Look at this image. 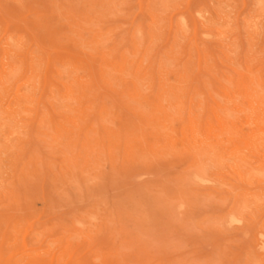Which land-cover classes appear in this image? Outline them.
<instances>
[{
	"label": "rangeland",
	"instance_id": "1",
	"mask_svg": "<svg viewBox=\"0 0 264 264\" xmlns=\"http://www.w3.org/2000/svg\"><path fill=\"white\" fill-rule=\"evenodd\" d=\"M256 1L258 4L260 3L261 7L263 6V9L254 3ZM260 8L262 12L259 10ZM220 10H222V13ZM199 11L205 16L208 14V16H199L202 14ZM254 11H257L258 14L255 15ZM177 12L179 13L177 14ZM210 16H214L213 21ZM255 16L258 17L255 18L254 22L251 18ZM200 18L203 19L197 20ZM245 18H247L246 22ZM249 19L251 20L249 21ZM220 20L222 22L221 26L218 25V23H221ZM216 21L217 23H215ZM247 21L249 25L245 24ZM181 23L183 26H181ZM250 24L253 30L252 27L250 29ZM254 24H257L258 27L256 25L254 27ZM215 25L217 26L215 27ZM223 25L226 26L222 29V32L220 30ZM208 26L211 28H208ZM246 26L248 27L247 32ZM256 28H259L261 32ZM229 30L231 34L228 32ZM254 31L256 34H254ZM248 33L251 35H248ZM222 35L225 36L223 41ZM255 37L259 39L257 38V40ZM183 38L184 40H181ZM225 38L228 42H236L237 44L233 43L234 47L229 46L232 43L226 44ZM139 39L142 40L141 44ZM191 39L193 40L190 41ZM234 39L236 41H233ZM248 45H251V47ZM230 47L232 50L229 49ZM248 47L251 49H248ZM236 48H238V51ZM227 49L230 50V53ZM244 50L246 51L244 52ZM231 51L239 53L232 54ZM200 52H202V57L199 56ZM248 52L250 58H252V53L253 61H250V58L248 60ZM210 53L212 54L210 55ZM233 57H236V59H233ZM222 60H226V64ZM68 61L69 63L72 62V65L66 64ZM209 61L213 63L210 64ZM241 61L246 62L245 65L244 63L240 64ZM133 62L134 64H132ZM142 62L143 65H141ZM62 63H65V65H62ZM169 63L174 65L171 67ZM214 65L215 67H213ZM239 65L242 71L238 70ZM253 65H255V68H253ZM46 66H48L47 69ZM61 67L63 70L60 69ZM199 67L203 71H200ZM128 68L131 70H128ZM61 70L67 72L64 73ZM54 72L57 77L65 75L64 79L63 77H60L61 80L55 78ZM83 72L89 75L90 79L85 73L84 76ZM250 72H254L255 76ZM68 73L69 77L66 75ZM152 73H154V76ZM79 74H82V77ZM263 74L264 0H0V126H3L0 128V147L3 146L1 147L2 150L0 148V177H2L0 178V194L3 195H0V203H2L0 204V245L2 244L0 246V255L2 256H0V260H3L4 264H52V262L53 264H73L74 262V264H264V231H261V228H264V218H262L264 217V198H262V196L264 197V181L260 180V176L264 175V171H261L264 168ZM93 75H99L100 77L98 76L96 79ZM232 75L235 76V81ZM125 76L127 77L125 78ZM221 79L222 81H220ZM67 80L69 82H66ZM230 80L232 84L229 85ZM248 85L249 88L251 87L249 90ZM71 86H73V89ZM197 88H199L198 91ZM147 89L151 92H148ZM76 91L80 93H78L79 96L74 95L77 94ZM203 91L206 92L203 94ZM254 93L257 94L254 95ZM258 94L261 96L260 100H258L260 98ZM242 96L247 97V99L245 100ZM127 97L134 99V101L130 98L127 99ZM200 97L203 98V102ZM79 98H81V102L83 101L82 103H79ZM76 100L77 102H75ZM127 102H129L128 105ZM58 104L63 107H59ZM138 104L139 107H137ZM207 104H209L208 107H206ZM145 105L149 107H147L149 111L146 107L144 108ZM87 106H90L91 109ZM141 106L143 108L140 109ZM168 108L174 112L172 110H168L171 111L168 112ZM175 108L176 110H174ZM198 108L199 110H197ZM254 109L258 110L259 113H254ZM172 113L177 116L175 115V117ZM198 113H200L199 116ZM203 116H206L205 119ZM232 117L236 121L232 120ZM201 118L203 119L202 122H200ZM2 119H6V124ZM79 120H81L82 125ZM258 120L260 121L258 122ZM255 121L261 125L255 124ZM172 122H176V125ZM204 122H206V125ZM198 123H202L204 126L202 124L199 126ZM3 124L7 126L5 127ZM139 124L142 126L140 127ZM158 126L163 128V133L162 130L159 132ZM124 128H126V131L131 130L133 136L129 135L131 131L126 132ZM136 128L138 136L134 135L137 131ZM141 128L140 131L146 132L144 142L141 138L144 135L139 131ZM165 128L166 130H164ZM213 130H216V132ZM122 131H125L131 137H128L125 133L122 137ZM68 132L71 133L66 136ZM94 132H97L98 135ZM168 132L173 133L168 134ZM204 134L207 139L205 136L203 138L202 135ZM218 136L219 138H217ZM213 137L217 139L212 140ZM139 138L142 139L141 141L144 144L137 141L140 140ZM152 138L155 139L154 142ZM135 139L137 140L134 141ZM210 139L213 142L208 145ZM176 141L180 143L178 142V144ZM229 141H231L230 144ZM219 142L225 144L221 145ZM182 143L189 146V148ZM213 143H215L214 146ZM8 144L10 147H8ZM135 144H138V147ZM163 145L171 151L165 150ZM116 147H118L117 150ZM195 147L198 152H196ZM204 147L212 151L209 153V159L213 158L214 161L215 154H218L223 158L222 162L226 166L223 163H217V165L216 160L214 162L217 167L213 165L214 163L207 164L208 161L207 163L204 161L207 157L202 155L203 151L206 150ZM221 147L225 149V152L222 151L224 149ZM201 148L203 149L201 150ZM188 149L193 152L188 151ZM199 149L202 154H200ZM235 149H238L239 152L238 150L236 152ZM145 150L150 152L147 154ZM154 152L159 155L162 152L163 157L161 155V158H158L160 156L157 154L158 157L155 156ZM171 152L172 155L175 152L174 154L177 156L173 155L172 157ZM230 152L234 154H228ZM243 152L248 156L246 157ZM143 153L144 156L146 155L145 157L142 155ZM180 153L182 154L180 155ZM152 154L157 159L153 160ZM165 154H168V157ZM164 155L167 158H164ZM197 155H199L200 160L196 157ZM201 155L206 158H201ZM234 157L237 160H234ZM255 157L260 159L259 162ZM141 158H146V161L148 158L151 161L146 163L145 159L141 161ZM196 158L197 161H195ZM208 158L207 160H209ZM242 158L245 160V164L242 163ZM251 158L254 160V162L252 160L253 163L249 160ZM135 160L136 162H134ZM191 160L194 162L191 163ZM198 160H203V164H199ZM213 161L210 159L209 162ZM226 161L232 162L230 164ZM143 163L148 165L144 166ZM235 163L238 166L234 165ZM205 164L206 168L204 167ZM220 164H223L221 170L219 169ZM239 164L243 167V170ZM200 165L205 169L204 172ZM186 166L191 170L189 171ZM76 167H78L77 170ZM184 167L185 170L189 171L188 176ZM234 167L236 171L232 169ZM245 167L247 172L244 170ZM194 168L195 171H200L197 173V171H193ZM223 168L228 171L226 172ZM238 168H241L240 170L244 173ZM72 169H75L74 173H71ZM211 169L212 171H209ZM254 170H257L259 174L257 172L255 174ZM250 172V176L255 174L256 176L253 177L256 179L248 180V182L246 179H249L248 174ZM179 174L187 177L182 178ZM175 176L176 178H174ZM177 176L183 180L186 179V181L184 180V182L181 178L178 180ZM209 177L212 179L216 177L215 179L218 180L208 179ZM173 179L178 182L175 183ZM168 180L172 184L167 183ZM213 181H218V183ZM194 182L196 185H194ZM184 184L189 187L192 186L190 191L189 187ZM218 185L221 187L217 188ZM175 186L177 187L175 188ZM178 187L180 191L177 189ZM196 187L197 189H195ZM165 188L180 193L170 191L171 195L170 192H167L168 190H164ZM155 189H157V192ZM200 189H204V192H201ZM159 190L164 191L160 193ZM223 190L225 191L221 192ZM258 190H260L259 193H256ZM168 193L169 195H166ZM234 193L235 197L237 196L235 199ZM179 194L180 196H178ZM202 194H207V197H201ZM254 194L256 196L253 197ZM257 194L259 197H257ZM221 195H224V197L222 198ZM164 196H168V199H171L172 202L176 200V203L173 202L172 206L167 204L172 202ZM227 196L230 199H226ZM189 197H191L190 201H188ZM194 198L199 200L197 199V201ZM261 198L262 201H260ZM178 199L181 202H178ZM237 199L242 202L246 200L247 208L245 207L246 210L243 209L240 215L236 213L238 216H234L235 211L237 212V204H239ZM255 199L258 201H255ZM161 200L162 202L163 200L167 201V203L164 204ZM132 202H136L137 205L136 203L131 204ZM165 205L166 207L168 205L170 211L164 208ZM136 208L139 209L140 213L135 211ZM211 215L214 216V220L223 218L224 221L218 220L217 225ZM254 216H257V218H253ZM206 217L210 218L207 219ZM238 217L240 220L242 219L243 223L240 220L233 221ZM201 223H203V226ZM209 223H211L212 228H209ZM222 223L225 225L224 228ZM215 225L217 227L214 229ZM249 228L251 229L250 232ZM228 229L230 230L226 231ZM34 233L39 234H36V237ZM74 233H76V236ZM34 240L36 244H33L35 243ZM68 245L69 247H67ZM8 248L9 250H7ZM60 257H63L62 260ZM14 258H17V260ZM71 258L73 259L71 260ZM13 259L16 261L13 262ZM0 263L2 264V262Z\"/></svg>",
	"mask_w": 264,
	"mask_h": 264
},
{
	"label": "bare ground",
	"instance_id": "2",
	"mask_svg": "<svg viewBox=\"0 0 264 264\" xmlns=\"http://www.w3.org/2000/svg\"><path fill=\"white\" fill-rule=\"evenodd\" d=\"M253 1H254V0H253ZM143 3H144V2H143ZM254 3H256L257 6L260 4V3L258 4L257 1L254 2ZM254 3H253V4H254ZM137 4H138V3H137ZM262 4H263V3H262ZM262 4H261V5H262ZM254 5H255V4H254ZM257 6H255V7H257ZM259 6H260V5H259ZM220 7H221V6L219 5V8H220ZM260 7H261V6H260ZM262 7H263V6H262ZM262 7H261V8H262ZM261 8H260L259 10L262 12ZM217 9H218V8H217ZM220 9H221V8H220ZM262 9H263V8H262ZM214 10H215V9H214ZM259 10H258V11H259ZM220 11H221V13H222V10H220ZM199 12L202 13L201 11H199ZM215 12H217V11H215ZM215 12H214V13H215ZM223 12H224V11H223ZM254 12H255V15H256L257 11H254ZM178 13H179V12H177V14H178ZM198 14H199V13H198ZM252 14H253V12H252ZM257 14H258V13H257ZM262 14H263V13H262ZM17 15H18V14H17ZM196 15H197V14H196ZM221 15L223 16V14H221ZM4 16H5V15H4ZM4 16H3V17H4ZM173 16H174V15H173ZM193 16H194V15H193ZM199 16H201V17L203 16V17H204L205 14L202 13V14L199 15ZM206 16H208V14H207ZM206 16H205V17H206ZM251 16H254V15H251ZM194 17H195V16H194ZM194 17H193V18H194ZM197 17H198V16H197ZM257 17H258V16H255L254 18L252 17L251 19L254 21L255 18L257 19ZM210 18H212V21H213L214 16H213V17L210 16ZM247 18H248V17H247ZM247 18L244 19L245 22H246ZM249 18H250V16H249ZM259 18H260V17H259ZM168 19H169V18H168ZM201 19H203V18H200V19H197V20H201ZM206 19H207V18H206ZM215 19H216V18H215ZM251 19H249V21H250ZM210 20H211V19H210ZM210 20H209V21H210ZM244 20H243V22H244ZM214 21H215V20H214ZM46 22H47V21H46ZM49 22H50V21H49ZM174 22H175V21H174ZM180 22H181V21H180ZM220 22H221V20H220ZM226 22H227V21H225V23H226ZM254 22H255V21H254ZM256 22H257V21H256ZM175 23H176V22H175ZM184 23H185V22H184ZM199 23H200V22H199ZM206 23H207V22H206ZM210 23H212V22L210 21ZM215 23H217V21H216ZM20 24H21V23H20ZM171 24H174V23H171ZM171 24H170V25H171ZM220 24L222 25V22H221V23H218V25H220ZM226 24H228V23H226ZM245 24H248V21H247V23H245ZM245 24H244V25H245ZM257 24H258V23H257ZM257 24H254V27H255V25L258 27ZM151 25H152V24H151ZM153 25H154V24H153ZM170 25H169V26H170ZM175 25H176V24H175ZM194 25H195V23H194ZM201 25H202V24H201ZM207 25H208V24H207ZM213 25H214V23H213ZM213 25H211V26L214 27ZM221 25H220V26H221ZM248 25H249V24H248ZM250 25H251V24H250ZM16 26H17V25H16ZM181 26H183L182 23H181ZM181 26H180V28L183 29ZM185 26H186V25H185ZM216 26H217V25H215V27H216ZM220 26H218V27H220ZM225 26H226V25H225ZM225 26L223 25V27H221V30H220V31H222V29H224ZM231 26H232V25H231ZM259 26H260V25H259ZM14 27H15V26H14ZM174 27H175V26H174ZM174 27H172V28H174ZM192 27H194V26H192ZM209 27H210V26H208V28H209ZM218 27H217V28H218ZM251 27H252V25L250 26V29H251ZM172 28H171V29H172ZM185 28H186V27H185ZM195 28H196V26H195ZM206 28H207V27H206ZM210 28H211V27H210ZM230 28H232V27H230ZM243 28H244V27H243ZM247 28H248V27L246 26V32H247ZM181 29H180V30H181ZM197 29H198V28H197ZM219 29H220V28H219ZM250 29H249V30H250ZM256 29H257L258 31H260L259 28H256ZM260 29H261V27H260ZM183 30H184V29H183ZM183 30H182V31H183ZM191 30H192V29H191ZM211 30H212V29H211ZM230 30H231V29H230ZM230 30L228 31L229 33H230ZM252 30H253V27H252ZM254 30H255V29H254ZM257 30H256V31H257ZM139 31H140V30H139ZM192 31H193V30H192ZM244 31H245V28H244ZM135 32H136V31H135ZM157 32H158V31H157ZM176 32H177V31H176ZM207 32H208V31H207ZM212 32H213V31H212ZM214 32H215V31H214ZM214 32H213V33H214ZM222 32H223V31H222ZM222 32H221V33H222ZM228 32H227V33H228ZM233 32H234V31H233ZM251 32H253V31H251ZM254 32H255V31H254ZM260 32H261V31H260ZM142 33H143V32H142ZM184 33H185V32H184ZM209 33H210V31H209ZM213 33H211V34H213ZM215 33H216V32H215ZM227 33H226V34H227ZM229 33H228V34H229ZM244 33H245V32H244ZM140 34H141V33H140ZM185 34L188 35L187 33H185ZM185 34H183V36H185ZM205 34H206V33H205ZM228 34H227V35H228ZM230 34H231V33H230ZM245 34H246V33H245ZM254 34H256V32H255ZM257 34H258V33H257ZM259 34H260V33H259ZM259 34H258V35H259ZM134 35H135V34H134ZM177 35H178V32H177ZM199 35H200V34H199ZM214 35H215V34H214ZM219 35H220V34H219ZM224 35H225V33H224ZM248 35H251V34L248 33ZM139 36H140V35H139ZM205 36H207V35H205ZM217 36H218V34H217ZM228 36H229V35H228ZM232 36H233V34H232ZM232 36H231V38H232ZM252 36H253V35H252ZM254 36H255V35H254ZM178 37H179V36H178ZM190 37H191V36H190ZM190 37H189V38H190ZM192 37H193V35H192ZM199 37H200V36H199ZM207 37H208V36H207ZM222 37H223V35H222ZM224 37H225V36H224ZM224 37L222 38V41L224 40ZM193 38H194V37H193ZM233 38H234V37H233ZM250 38H251V37H250ZM250 38H249V39H250ZM252 38H253V37H252ZM255 38H256V37H255ZM257 38H258V37H257ZM257 38H256V39H257ZM226 39H227V38H225V42L227 41ZM258 39H259V38H258ZM258 39H257V40H258ZM48 40H49V39H48ZM164 40H165V39H164ZM181 40H184V38L181 39ZM192 40H193V39H191L190 41H192ZM214 40H215V39H214ZM228 40H229V39H228ZM230 40H231V39H230ZM230 40H229V41H230ZM250 40H251V39H250ZM250 40H249V42H250ZM254 40H255V39H254ZM257 40H256V41H257ZM136 41H137V40H136ZM139 41H140V44H141L142 40L139 39ZM220 41H221V40H220ZM233 41H236V40L234 39ZM179 42H180V41H179ZM196 42H197V41H196ZM201 42H202V41H201ZM211 42H212V41H211ZM225 42H224V43H225ZM175 43H176V41H175ZM230 43H232V42H228V41H227L226 44H230ZM233 43H234V42H233ZM233 43H232V45H229V46H233ZM235 43H236V42H235ZM235 43H234V44H235ZM254 43H255V42H254ZM49 44H50V43H49ZM236 44H237V43H236ZM248 44H249V43H248ZM250 44H251V43H250ZM252 44H253V41H252ZM252 44H251V45H252ZM256 44H257V42H256ZM44 45H45V44H44ZM251 45H248V46L251 47ZM254 45H255V44H254ZM46 46H47V45H46ZM256 46H257V45H256ZM51 47H52V46H51ZM166 47H167V46H166ZM174 47H175V46H174ZM212 47H213V46H212ZM233 47H234V46H233ZM249 47H248V49H251V48H249ZM252 47H253V46H252ZM254 47H255V46H254ZM54 48H56V47H54ZM222 48H223V47H222ZM174 49H175V48H174ZM209 49H210V48H209ZM213 49H214V48H213ZM229 49H231V47H230ZM229 49H227V51H229L228 53H230V50H229ZM237 49H238V48H236V50H237ZM239 49H240V48H239ZM136 50H137V49H136ZM199 50H200V49H199ZM223 50H224V49H223ZM231 50H232V49H231ZM260 50H262V49H260ZM207 51H209V50H207ZM233 51H234V50H233ZM233 51H231V53H232ZM237 51H238V50H237ZM237 51H236V52H237ZM245 51H246V50H244V52H245ZM252 51H254V50H252ZM197 52H198V50H197ZM205 52H206V51H205ZM236 52H233L232 54H234V53H236ZM240 52H241V51H240ZM250 52H251V51H250ZM255 52H256V49H255ZM25 53H26V52H25ZM178 53H179V52H178ZM208 53H209V52H208ZM237 53H239V52H237ZM258 53H259V52H258ZM262 53H263V52H262ZM40 54H41V53H40ZM197 54H198V53H197ZM201 54H202V52H200V55H199V56H201ZM211 54H212V53H210V55H211ZM248 54H249V52H248ZM253 54H255V53H253ZM256 54H257V53H256ZM81 55H82V54H81ZM143 55H144V54H143ZM179 55H180V53H179ZM208 55H209V54H208ZM240 55H241V54H240ZM245 55H246V54H245ZM245 55H244V57H245ZM257 55H258V54H257ZM262 55H263V54H262ZM262 55H260V57H262ZM144 56H145V55H144ZM236 56H237V55H236ZM73 57H74V56H73ZM79 57H80V56H79ZM81 57H82V56H81ZM123 57H124V56H123ZM171 57H172V56H171ZM201 57H202V56H201ZM222 57H223V56H222ZM237 57H238V56H237ZM246 57H247V56H246ZM251 57L253 58L252 53H251ZM255 57H256V56H255ZM258 57H259V56H258ZM258 57H257V58H258ZM260 57H259V58H260ZM82 58H83V57H82ZM219 58H220V57H219ZM234 58L236 59V57H233V59H234ZM242 58H243V56L241 57V59H242ZM247 58H248V60H249V58H250V54H249V57H247ZM247 58H246V59H247ZM252 58H250V61L252 60ZM257 58H255V59H257ZM83 59H84V58H83ZM139 59H140V58H139ZM145 59H146V57H145ZM151 59H152V57H151ZM199 59H201V58H199ZM206 59H207V58H206ZM209 59H210V57H209ZM220 59H221V58H220ZM223 59H224V57H223ZM237 59H238V58H237ZM241 59H240V60H241ZM178 60H179V59H178ZM210 60L212 61V59H210ZM248 60H247V62H248ZM84 61H85V60H84ZM84 61H83V62H84ZM142 61H143V60H142ZM145 61H146V60H145ZM165 61H166V59H165ZM167 61H168V60H167ZM222 61H223V60H222ZM231 61H232V60H231ZM234 61H235V60H234ZM250 61H249V62H250ZM252 61H253V60H252ZM259 61H260V59H259ZM261 61H262V59H261ZM65 62H66V61H65ZM70 62H71V61H70ZM81 62H82V61H81ZM163 62H164V61H163ZM179 62H180V60H179ZM200 62H201V61H200ZM223 62H224V64H226L227 61L225 60V61H223ZM239 62H240V61H239ZM254 62H255V61H254ZM60 63H61V62H60ZM68 63H69V61H68L66 64H68ZM144 63H146V62H144ZM209 63H210V61H209ZM212 63H213V62H211L210 64H212ZM229 63H232V62H229ZM233 63H234V62H233ZM242 63H244V65H245L246 62H242V61H241L240 64H242ZM252 63H253V62H252ZM260 63H261V62H260ZM69 64L72 65V62L69 63ZM75 64H76V63H75ZM75 64H74V65H75ZM82 64H84V63H82ZM95 64H96V63H95ZM115 64H116V63H115ZM132 64H134V62H133ZM153 64H154V63H153ZM156 64H157V63H156ZM167 64H168V63H167ZM169 64H171V63H169ZM178 64H180V63H178ZM178 64H177V65H178ZM220 64H221V63H220ZM256 64H257V63H256ZM46 65H47V62H46ZM56 65H57V63H56ZM58 65H59V64H58ZM62 65H65V63H64V64L62 63ZM62 65H61V66H62ZM78 65L81 67V65L79 64V62H78ZM96 65H97V64H96ZM141 65H143V62L141 63ZM173 65H174V64H173ZM173 65L171 64V67H172ZM180 65H181V64H180ZM180 65H178V66L181 68L182 65H181V66H180ZM189 65H190V64H189ZM221 65H222V64H221ZM229 65H232V64H229ZM235 65H236V64H235ZM235 65H234V66H235ZM76 66H77V64H76ZM83 66H84V65H83ZM112 66H113V65H112ZM116 66H117V65H116ZM126 66H128V65H126ZM154 66H155V65H154ZM164 66H165V65H164ZM192 66H193V65H192ZM225 66H226V65H225ZM227 66H228V65H227ZM242 66H243V65H242ZM47 67H48V66H46V69H47ZM59 67H60V66H59ZM59 67H57V68H59ZM68 67H70V66H68ZM90 67H91V66H90ZM140 67H141V66H140ZM195 67H196V66H195ZM200 67H201V66H200ZM200 67L198 68L199 70H200ZM213 67H215V65H214ZM232 67H233V66H232ZM235 67H236V66H235ZM237 67H238V66H237ZM249 67H250V63H249ZM53 68H54V67H53ZM109 68H110V67H109ZM130 68H131V67H130ZM130 68H128V70H129ZM143 68H144V67H143ZM143 68H142V69H143ZM196 68H197V67H196ZM238 68H239L238 70H241V69H240V65H239ZM243 68H244V67H243ZM253 68H255V65H253ZM253 68H252V69H253ZM44 69H45V68H44ZM60 69H62V67H61ZM65 69H66V66H65ZM76 69H77V68H76ZM90 69H91V68H90ZM117 69H118V68H117ZM131 69H132V68H131ZM131 69H130V70H131ZM153 69H154V68H153ZM213 69H214V68H213ZM236 69H237V68H236ZM58 70H59V69H58ZM62 70H63V69H62ZM62 70H61V71H62ZM68 70H70V69H68ZM79 70H81V69L79 68ZM79 70H78V72H79ZM85 70H86V67H85ZM85 70H84V71H85ZM95 70L97 71V69H95ZM128 70H127V71H128ZM139 70H140V69H139ZM148 70H149V69H148ZM155 70H156V69H155ZM199 70H198V71H199ZM255 70H256V69H255ZM257 70H258V69H257ZM44 71H45V70H44ZM71 71H72V70H71ZM86 71H87V70H86ZM91 71H92V70H91ZM96 71H95V72H96ZM98 71H101V70H98ZM140 71H141V70H140ZM152 71H153V70H152ZM157 71H158V70H157ZM167 71H168V70H167ZM170 71H171V70H170ZM187 71H189V70H187ZM200 71H203V70H200ZM207 71H208V70H207ZM231 71H232V70H231ZM241 71H242V70H241ZM246 71H247V70H246ZM46 72H47V70H46ZM62 72H64V71H62ZM66 72H67V71H66ZM66 72H64V73H66ZM87 72H88V71H87ZM158 72H160V71H158ZM168 72H169V71H168ZM71 73H72V72H71ZM80 73H81V72H80ZM84 73H85V72H83L82 74L84 75ZM92 73H93V72H92ZM92 73H91V74H92ZM113 73H114V72H113ZM113 73H112V75H113ZM116 73H117V72H116ZM124 73H125V72H124ZM130 73H131V71H130ZM229 73H230V72H229ZM245 73H247V72H245ZM250 73H252V72H250ZM82 74H79V75H81L80 77H82ZM91 74H90V75H91ZM95 74H96V73H95ZM105 74H106V73H105ZM119 74H120V73H119ZM122 74H123V73H122ZM153 74H154V73H152V75H153ZM161 74H162V72H161ZM220 74H221V73H220ZM226 74H227V72H226ZM252 74L254 75V72H253ZM252 74H251V75H252ZM54 75H55V78H56L57 76H56L55 72H54ZM66 75H67V77H69V76H68L69 73L66 74ZM70 75H71V74H70ZM73 75H74V74H73ZM75 75H76V74H75ZM79 75H78V76H79ZM85 75H86V73H85ZM85 75H84V76H85ZM115 75H116V74H115ZM128 75H130V74L128 73ZM128 75H127V76H128ZM193 75H194V74H193ZM228 75H229V74H228ZM230 75H231V74H230ZM249 75H250V74H249ZM253 75H252V76H253ZM256 75H257V73H256ZM263 75H264V74H263ZM52 76H53V75H52ZM52 76H51V78H52ZM86 76H88L89 78H88V77H87V78L90 79V76H89V75H86ZM94 76H95V78L97 79L99 75H98V76H97V75H93V77H94ZM102 76H103V75H102ZM113 76H114V75H113ZM123 76H124V74H123ZM127 76H125V78H126ZM153 76H154V75H153ZM153 76H152V77H153ZM164 76H165V75H164ZM166 76H167V72H166ZM181 76H182V75H181ZM181 76H180V77H181ZM217 76H218V75H217ZM232 76L234 77V81H235V76H234V75H232ZM254 76H255V75H254ZM257 76H258V75H257ZM53 77H54V76H53ZM60 77H63V79H64L65 75H63V76L60 75ZM60 77H57V78L60 79ZM99 77H100V76H99ZM109 77H111V76H109ZM155 77H157V76H155ZM222 77H223V76H222ZM233 77H232V78H233ZM236 77H237V76H236ZM91 78H92V77H91ZM114 78H115V77H114ZM123 78H124V77H123ZM129 78H130V77H129ZM134 78H135V77H134ZM153 78H154V77H153ZM159 78H160V77H159ZM218 78H219V77H218ZM92 79H93V78H92ZM131 79H132V78H131ZM155 79L157 80V78H155ZM161 79H162V78H161ZM219 79H220V78H219ZM229 79H230V78H229ZM261 79H262V78H261ZM263 79H264V77H263ZM60 80H61V79H60ZM86 80H87V79H86ZM104 80H105V79H104ZM114 80H115V79H114ZM118 80H119V78H118ZM172 80H173V79H172ZM223 80H224V79H223ZM254 80H255V79H254ZM62 81H63V80H62ZM74 81L76 82V80H74ZM84 81H85V78H84ZM84 81H83V82H84ZM92 81H93V80H92ZM115 81H116V80H115ZM143 81L145 82V80H143ZM147 81H148V80H147ZM166 81H167V80H166ZM220 81H222V79H221ZM41 82H42V81H41ZM66 82H69V81L67 80ZM125 82H126V81H125ZM134 82H135V81H134ZM223 82H224V81H223ZM260 82L262 83L263 81H260ZM62 83H63V82H62ZM77 83H78V81H77ZM89 83H90V81H89ZM127 83H128V82H127ZM130 83H131V82H130ZM153 83H155V81H153ZM165 83H166V82H165ZM179 83H180V81H179ZM224 83H225V82H224ZM257 83H258V82H257ZM67 84H68V83H67ZM74 84L76 85V83H74ZM78 84H79V83H78ZM143 84H144V83H143ZM156 84H157V83H156ZM166 84H167V83H166ZM174 84H177V83H174ZM174 84H173V85H174ZM215 84H217V83H215ZM230 84H232L231 80H230L229 85H230ZM254 84H255V83H254ZM69 85H70V84H69ZM180 85H181V84H180ZM207 85H208V84H207ZM259 85H260V84H259ZM261 85L263 86V84H261ZM154 86H155V85H154ZM214 86H215V85H214ZM231 86H232V85H231ZM250 86H251V83H250ZM253 86L255 87V85H253ZM253 86H252V87H253ZM79 87H80V86H79ZM141 87H142V86H141ZM188 87H189V86H188ZM210 87H211V86H209V88H210ZM247 87H248V90L251 88V87L249 88V85H248ZM247 87H246V88H247ZM60 88H61V87H60ZM71 88L73 89V86H71ZM75 88H77V87H75ZM82 88H83V87H82ZM150 88H151V86H150ZM150 88H149V89H150ZM189 88H191V87H189ZM213 88H214V87H213ZM255 88H256V87H255ZM257 88H258V87H257ZM262 88H264V87H262ZM61 89H62V88H61ZM72 89H71V90H72ZM155 89H156V88H155ZM181 89H182V88H181ZM183 89H184V87H183ZM198 89H199V88H197V91H198ZM203 89H204V88H203ZM203 89H202V90H203ZM210 89H212V88H210ZM214 89H215V88H214ZM40 90H41V89H40ZM71 90H70V91H71ZM75 90H77V89H75ZM80 90H82V89H80ZM186 90H188V89H186ZM189 90H191V89H189ZM216 90H217V88H216ZM258 90H260V89H258ZM78 91H79V90H78ZM143 91H144V90H143ZM147 91H148V92H151V91H149L148 89H147ZM153 91L155 92V90H153ZM172 91H173V90H172ZM174 91H175V89H174ZM178 91H180V90L178 89ZM253 91H254V89H253ZM256 91H257V90H256ZM260 91H261V90H260ZM76 92H77V91H76ZM145 92H146V88H145ZM145 92H144V93H145ZM176 92H177V90H176ZM199 92H200V91H199ZM199 92H198V93H199ZM204 92H206V91H203V94H204ZM212 92H213V91H212ZM251 92H252V91H251ZM257 92H259V91H257ZM59 93H60V92H59ZM78 93H79V92H77V94H76V93H75V94H74V93H71V94H74V95H78V96H79L80 93H79V94H78ZM126 93H127V92H126ZM144 93H143V94H144ZM180 93H181V92H180ZM201 93H202V92H201ZM213 93H214V92H213ZM259 93H260V92H259ZM46 94H47V93H46ZM187 94L189 95V93H187ZM199 94H200V93H199ZM215 94H216V93H215ZM255 94H257V93H254V95H255ZM0 95H1V93H0ZM59 95H60V94H59ZM61 95H62V94H61ZM145 95H146V94H145ZM217 95H218V94H217ZM217 95H216V96H217ZM234 95H235V94H234ZM258 95H259V94H258ZM57 96H58V95H57ZM163 96H164V95H163ZM195 96H196V95H195ZM200 96H201V95H200ZM202 96H203V95H202ZM202 96H201V97H202ZM204 96H206V95H204ZM212 96H213V95H212ZM235 96H236V95H235ZM238 96H240V95H238ZM259 96H260V95H259ZM62 97H63V95H62ZM70 97H71V96H70ZM80 97H81V96H80ZM167 97H168V96H167ZM182 97H183V96H182ZM198 97H199V95H198ZM201 97H200V98H201ZM242 97H243V96H242ZM253 97H255V96H253ZM253 97H252V99H253ZM76 98H77V97H76ZM82 98H83V96H82ZM129 98H130V97H127V99H129ZM160 98H161V97H160ZM204 98H205V97H204ZM206 98H207V97H206ZM218 98H221V97H218ZM243 98H244V97H243ZM263 98H264V97H263ZM57 99H58V98H57ZM74 99H75V98H74ZM80 99H81V98H79V100H80ZM125 99H126V98H125ZM131 99H132V98H130V100H131ZM152 99H153V98H152ZM161 99H162V98H161ZM201 99H202V102H203V98H201ZM223 99H224V98H223ZM235 99H236V97H235ZM244 99L246 100L247 97H245ZM260 99H261V96H260V98H259L258 100H260ZM0 100H1V99H0ZM82 100H83V99H82ZM172 100H173V98H172ZM188 100H189V99H188ZM188 100H187V101H188ZM205 100H206V99H205ZM225 100H227V99H225ZM233 100H234V99H233ZM61 101L63 102V100H61ZM132 101H134V99H132ZM195 101H196V100H195ZM209 101H211V100H209ZM230 101H231V100H230ZM255 101H256V100H255ZM2 102H3V101H2ZM75 102H77V100H76ZM80 102H81V100L79 101V103H80ZM82 102H83V101H82ZM82 102H81V103H82ZM193 102H194V101H193ZM207 102H208V101H207ZM221 102L224 104V102H223L222 100H221ZM240 102H241V101H240ZM161 103H162V101H161ZM167 103H168V102H167ZM209 103H210V102H209ZM241 103H242V102H241ZM261 103H262V102H261ZM65 104H67V102H65ZM68 104H69V103H68ZM126 104L128 105L129 102H127ZM136 104H137V103H136V101H135V105H136ZM185 104H186V102H185ZM210 104H211V103H210ZM233 104H235V103H233ZM258 104H259V103H258ZM16 105H18V104H16ZM132 105H133V104H132ZM146 105H147V104H146ZM146 105L144 106V108H145V107H146V108L148 107V106H146ZM192 105H193V104H192ZM202 105H203V104H202ZM208 105H209V104H207L206 107H208ZM226 105H228V104H226ZM239 105H241V104H239ZM262 105H264V103H263ZM58 106L60 107L61 105L58 104ZM67 106H68V105H67ZM67 106H66V107H67ZM164 106H165V105H164ZM243 106H245V105H243ZM258 106H259V105H258ZM258 106H257V107H258ZM16 107H18V106H16ZM61 107H63V106H61ZM87 107H88V106H87ZM89 107H90V106H89ZM89 107H88V108H89ZM132 107H133V106H132ZM137 107H139V104H138ZM187 107H188V106H187ZM263 107H264V106H263ZM56 108H57V107H56ZM64 108H65V107H64ZM64 108H63V109H64ZM84 108H85V107H84ZM104 108H105V107H104ZM128 108H129V106H128ZM128 108H127V109H128ZM130 108H131V105H130ZM135 108H136V107H135ZM141 108H143V107L141 106L140 109H141ZM148 108H149V107H148ZM148 108H147V110H148ZM177 108H178V107H177ZM247 108H248V107H247ZM253 108H254V107H253ZM260 108H261V107H260ZM90 109H91V107H90ZM101 109L104 111L103 108H101ZM160 109H161V108H160ZM165 109H166V107H165ZM205 109H206V108H205ZM226 109L228 110V108H226ZM64 110H65V109H64ZM85 110H87V109L85 108ZM85 110H84V111H85ZM99 110H100V109H99ZM142 110H143V109H142ZM168 110H172V109H169V108H168L167 111H168ZM174 110H176V108H175ZM197 110H199V108H198ZM206 110H207V109H206ZM206 110H205V112H206ZM254 110H255V109H254ZM254 110H253L254 113H255V112H257V114L259 113L258 110H255V111H254ZM84 111H83V112H84ZM138 111H139V110H138ZM148 111H149V110H148ZM172 111H173V110H172ZM202 111H203V109H202ZM207 111H208V110H207ZM219 111H220V110H219ZM60 112H61V111H60ZM71 112H73V111H71ZM85 112H86V111H85ZM89 112H90V111H89ZM98 112H99V111H98ZM136 112H137V111H136ZM168 112H171V111H168ZM173 112H174V111H173ZM199 112H200V111H199ZM210 112H211V111H210ZM228 112H229V110H228ZM231 112H232V111H231ZM253 112H252V113H253ZM66 113H67V112H66ZM101 113H102V112H101ZM109 113H111V112H109ZM129 113H130V111H129ZM149 113H150V112H149ZM157 113H158V112H157ZM157 113H156V114H157ZM176 113H177V112H176ZM185 113H186V112H185ZM220 113H221V112H220ZM222 113H223V112H222ZM229 113H230V112H229ZM235 113H237V112H235ZM235 113H232V114H235ZM0 114H1V113H0ZM76 114H77V113H76ZM104 114H105V113H104ZM140 114H141V113H140ZM172 114H173V113H172ZM180 114H181V112H180ZM206 114L208 115L209 113H206ZM206 114H205V115H206ZM239 114H240V113H239ZM67 115H68V114H67ZM71 115H72V113H71ZM111 115H112V114H111ZM131 115H132V114H131ZM170 115H171V114H170ZM173 115H174V114H173ZM175 115H176V114H175ZM175 115H174V116H175ZM183 115H184V114H183ZM199 115H200V113H198V116H199ZM222 115H223V114H222ZM227 115H228V114H227ZM229 115H230V114H229ZM5 116H6V115H5ZM5 116H4V117H5ZM72 116H73V115H72ZM77 116H78V115H77ZM101 116H102V114H101ZM147 116H148V115H147ZM159 116H160V115H159ZM176 116H177V115H176ZM176 116H175V117H176ZM198 116H197V117H198ZM201 116H202V114H201ZM201 116H200V117H201ZM209 116H210V115H209ZM211 116H212V115H211ZM233 116H234V115H233ZM253 116H254V115H253ZM255 116H256V115H255ZM0 117H1V115H0ZM2 117H3V116H2ZM75 117H76V116H75ZM102 117H103V116H102ZM205 117H206V116H205ZM205 117L203 116L204 119H205ZM5 118H6V117H5ZM62 118H63V117H62ZM88 118H89V117H88ZM88 118H85V119H88ZM136 118H137V117H136ZM177 118H178V117H177ZM194 118H195V117H194ZM198 118H199V117H198ZM227 118H228V117H227ZM229 118H230V117H229ZM232 118H233V117H232ZM242 118H243V117H242ZM3 119H4V118H3ZM3 119H2V120H3ZM6 119H7V118H6ZM6 119L3 120V121H4V124H6ZM8 119H9V118H8ZM64 119H65V118H64ZM85 119H84V120H85ZM98 119H99V118H98ZM192 119H193V118H192ZM195 119H196V118H195ZM199 119H200V118H199ZM210 119H211V118H210ZM259 119H260V118H259ZM197 120H198V119H197ZM202 120H203V119L201 118V121H200V120H199V121L202 122ZM212 120H213V119H212ZM232 120L236 121V119H234V118H233ZM253 120H254V119H253ZM3 121H2V123H3ZM80 121H81V120H79V123L81 124ZM184 121H186V120H184ZM204 121H205V120H204ZM259 121H260V120H258V122H259ZM261 121L263 122V120H261ZM88 122H90V121L88 120ZM104 122H105V119H104ZM197 122H198V121H197ZM215 122H216V120H215ZM255 122H256V121H255ZM2 123H1V124H2ZM7 123H8V122H7ZM57 123H58V122H57ZM57 123H56V124H57ZM82 123H83V122H82ZM105 123H106V122H105ZM113 123H115V122H113ZM137 123H139V122H137ZM172 123L175 124L176 122H172ZM181 123H182V122H181ZM181 123H180V124H181ZM204 123H205V125H206V122H204ZM260 123H261V122H260ZM4 124H3V125H4ZM9 124H10V121H9ZM68 124H69V123H68ZM92 124H93V123H92ZM198 124H199V126H201L202 123H198ZM255 124L261 125V124H259V123H257V122H256ZM64 125H65V124H64ZM81 125H82V124H81ZM88 125H89V124L87 123V126H88ZM136 125H137V124L135 123V126H136ZM139 125H140V124H139ZM165 125H166V124H165ZM175 125H176V124H175ZM202 125L204 126V124H202ZM214 125H215V124H214ZM243 125H244V123H243ZM1 126H2V125H1ZM1 126H0V128H1ZM4 126L6 127L7 125H4ZM69 126H70V125H69ZM71 126H72V125H71ZM111 126H113V125H111ZM141 126H142V125H140V127H141ZM160 126H161V125H160ZM170 126H172V125H170ZM179 126H180V125H179ZM238 126H239V125H238ZM256 126H257V125H256ZM2 127H3V126H2ZM58 127H59V126H58ZM88 127H89V126H88ZM93 127H94V126H93ZM114 127H115V126H114ZM154 127H155V126H154ZM164 127H165V126H164ZM167 127L169 128V125H168ZM167 127H166V128H167ZM260 127H261V126H260ZM60 128H61V127H60ZM86 128H87V127H86ZM101 128H102V127H101ZM126 128H127V127H126ZM126 128H124L125 131H126ZM137 128H138V127H137ZM137 128H136V130H137ZM166 128H165L164 130H166ZM203 128H204V127H203ZM61 129H62V128H61ZM63 129H64V128H63ZM91 129H92V128H91ZM91 129H90V130H91ZM94 129H95V128H94ZM107 129H108V128H107ZM112 129H113V128H112ZM119 129H120V128H119ZM143 129H144V128H143ZM158 129H160L159 132H160L161 130H162V131H161L162 133L164 132V131H163V128H159V126H158ZM158 129H157V130H158ZM201 129H202V128H201ZM201 129H200V130H201ZM209 129H210V128H209ZM215 129H216V128H215ZM241 129H242V128H241ZM72 130H73V129H72ZM79 130H80V129H79ZM85 130H86V129H85ZM110 130H111V129H110ZM133 130H134V129H133ZM140 130H142V128L139 129V131H140ZM154 130H156V129H154ZM211 130H212V129H211ZM217 130L219 131L218 128H217ZM1 131H2V130H1ZM83 131H84V130H83ZM95 131H96V129H95ZM119 131H120V130H119ZM125 131H124V132L122 131V137H123V133H125ZM129 131H131V130H129ZM129 131H126V132H129ZM168 131H169V130H168ZM198 131H199V130H198ZM201 131H202V130H201ZM213 131L216 132V130H213ZM218 131H217V132H218ZM230 131H231V130H230ZM239 131H240V130H239ZM89 132H90V131H89ZM92 132H93V131H92ZM92 132H91V133H92ZM134 132H135V131H134ZM137 132H138V130L136 131V134H134V135H137V136H138ZM140 132L143 133L142 131H140ZM166 132H167V131H166ZM199 132H200V131H199ZM199 132H198V133H199ZM203 132H204V131H203ZM224 132H226V131H224ZM53 133H54V132H53ZM62 133H63V132H62ZM65 133H66V132H65ZM70 133H71V132H68V133L66 134V136H67L68 134H70ZM94 133L97 134V132H94ZM141 133H140V134H141ZM145 133H146V132H145ZM145 133H143V135H144ZM169 133H171V132H168V134H169ZM172 133H173V132H172ZM172 133H171V134H172ZM174 133H176V132H174ZM201 133H202V132H201ZM219 133H220V131H219ZM231 133H232V132H231ZM231 133H230V134H231ZM236 133H237V131H236ZM241 133H242V132H241ZM243 133H244V132H243ZM0 134H1V132H0ZM54 134H55V133H54ZM120 134H121V131H120ZM120 134H119V136H120ZM125 134L128 135V133H125ZM132 134H133V132L131 131V134L129 133V135L133 136ZM164 134H165V133H164ZM184 134H185V133H184ZM186 134H187V132H186ZM222 134H223V132H222ZM226 134H227V133H226ZM237 134H238V133H237ZM97 135H98V134H97ZM97 135H96V137H98ZM101 135H102V134H101ZM127 135H126V136H127ZM129 135H128V137H131V136H129ZM146 135H147V134H146ZM152 135H153V134H152ZM178 135H179V134H178ZM212 135H213V134H212ZM219 135H220V134H219ZM223 135H224V134H223ZM238 135H239V134H238ZM238 135H237V136H238ZM261 135H262V134H261ZM68 136H69V135H68ZM176 136H177V134H176ZM200 136H201V135H200ZM202 136H203V138H204L205 134L202 135ZM202 136H201V138H202ZM210 136H211V135H210ZM210 136H209V138H210ZM215 136H216V135H215ZM233 136H234V135H233ZM240 136H241V135H240ZM258 136H259V135H258ZM100 137H101V136H100ZM105 137H106V136H105ZM122 137H121V139H122ZM124 137H125V136H124ZM135 137H136V136H135ZM135 137H134V138H135ZM147 137H148V136H147ZM164 137H165V136H164ZM170 137H171V135H170ZM205 137H206V139H207V136H205ZM211 137H212V136H211ZM244 137H245V136H244ZM253 137H254V136H253ZM58 138H59V137H58ZM61 138H63V137H61ZM103 138H104V137H103ZM112 138H113V137H112ZM125 138H126V137H125ZM136 138H137V137H136ZM141 138H143V142H144L145 135H144V137L142 136ZM165 138H166V137H165ZM173 138H174V137H173ZM215 138H216V137H215ZM215 138L213 137L212 140H214ZM217 138H219V136H218ZM217 138H216V139H217ZM67 139L69 140V138H67ZM98 139H99V138H98ZM130 139H131V138H130ZM137 139H138V138H137ZM137 139H135L134 141H136ZM139 139H140V138H139ZM150 139H151V138H150ZM241 139H242V138H241ZM58 140H59V139H58ZM64 140H66V139H64ZM99 140H100V139H99ZM123 140H124V139H123ZM125 140H126V139H125ZM125 140H124V141H125ZM141 140H142V139L137 140V141H139V142L141 143V142H142ZM246 140H247V139H246ZM60 141H61V140H60ZM72 141H73V139H72ZM85 141H86V140H85ZM131 141H132V139H131ZM152 141L154 142L155 139L153 140V138H152ZM201 141H203V140H201ZM205 141H207V140H205ZM205 141H204V142H205ZM222 141H223V140H222ZM54 142H55V141H54ZM99 142H101V141H99ZM143 142H142V143H143ZM153 142H152V143H153ZM156 142H157V141H156ZM165 142H166V141H165ZM176 142H177V141H176ZM178 142H179V141H178ZM178 142H177V143H178ZM182 142H183V141H182ZM212 142H213V141H211V139H210V142H208L207 144L210 145L209 143H212ZM91 143H92V142H91ZM132 143H133V142H132ZM137 143H138V142H137ZM140 143H139V144H140ZM159 143H162V142H159ZM173 143H174V142H173ZM179 143H180V142H179ZM179 143H178V144H179ZM191 143H192V142H191ZM202 143H203V142H202ZM219 143H220V142H219ZM227 143H228V142H227ZM227 143H226V145H227ZM230 143H231V141H229V144H230ZM238 143H239V142H238ZM242 143H243V142H242ZM5 144H6V143H5ZM5 144H4V145H5ZM105 144H106V143H105ZM143 144H144V143H143ZM157 144H158V143H157ZM182 144H183L184 146L186 145V144H184V143H182ZM220 144H221V143H220ZM224 144H225V143L223 142L221 145H224ZM239 144H240V143H239ZM255 144H256V143H255ZM1 145H2V144H1ZM122 145H123V142H122ZM135 145L138 147V144H135ZM154 145H156V144H154ZM197 145H198V144H197ZM202 145H205V144H202ZM211 145H212V144H211ZM214 145H215V143H213V146H214ZM240 145H241V144H240ZM242 145H243V144H242ZM252 145H253V143H252ZM252 145H251V146H252ZM136 146H134V147H136ZM144 146H145V145H144ZM166 146H167V145H166ZM175 146H176V145H175ZM175 146H174V148H175ZM177 146H178V145H177ZM213 146H211V147H213ZM217 146H218V145H217ZM227 146H228V145H227ZM1 147H3V146H1ZM1 147H0V148H1ZM8 147H10L9 144H8ZM111 147H113V146H111ZM163 147H164V145H163ZM186 147L189 148V146H187V145H186ZM186 147H185V149H187ZM219 147H220V145H219ZM219 147H217V148H219ZM222 147H223V146H222ZM222 147H221V148H222ZM234 147H235V146H234ZM234 147H233V148H234ZM87 148H88V145H87ZM102 148H103V147H102ZM122 148H123V147H122ZM159 148H160V146H159ZM161 148H162V147H161ZM167 148H168V147H166V148L164 147L165 150L169 151L170 149L168 150ZM174 148H173V149H174ZM177 148H178V147H177ZM177 148H176V149H177ZM209 148H210V147H209ZM221 148H220V149H221ZM5 149H6V146H5ZM103 149H104V148H103ZM115 149L117 150L118 147H116ZM134 149H135V148H134ZM147 149H148V148H147ZM162 149H163V148H162ZM162 149H161V150H162ZM164 149H163V150H164ZM176 149H175V150H176ZM195 149H197V148L195 147ZM202 149H203V148H201V150H202ZM204 149H206V147H204ZM222 149H224V148H222ZM222 149H221V150H222ZM229 149H230V147H229ZM229 149H228V150H229ZM1 150H2V148H1ZM8 150H9V149H8ZM112 150H114V149H112ZM120 150H121V149H120ZM137 150H140V149H137ZM165 150H164V151H165ZM182 150H183V148H182ZM182 150H180V151H182ZM189 150H191V149H188V151H189ZM199 150H200V149H199ZM201 150H200V152H201ZM237 150H238V149H235L236 152H237ZM261 150H262V149H261ZM261 150H260V151H261ZM5 151H6V150H5ZM66 151H67V150H66ZM66 151H65V152H66ZM145 151H146L147 154L150 152V151L147 152V150H145ZM154 151H155V150H154ZM156 151H157V150H156ZM170 151H171V150H170ZM191 151H192V150H191ZM191 151H190V152H191ZM222 151L225 152V149L222 150ZM226 151H227V150H226ZM241 151H242V150H241ZM114 152H115V150H114ZM134 152H135V151H134ZM139 152H140V151H139ZM139 152H138V153H139ZM143 152H144V151H143ZM157 152H158V151H157ZM157 152H154V153H155V156L158 155V156H160V157H158V156H157V157H158V158H161L162 152L160 153L161 155H159ZM172 152H173V151H172ZM172 152L170 153L171 155H172ZM176 152H178V151H176ZM192 152H193V151H192ZM196 152H198V149L196 150ZM196 152H195V153H196ZM211 152H212L211 150L206 149L205 151H203V154H202V152H201L200 154H202L203 156H206V157L208 158L209 155H210L209 153H211ZM220 152H221V151H220ZM238 152H239V150H238ZM261 152H263V151H261ZM95 153H97V152L95 151ZM121 153H122V151H121ZM121 153H120V154H121ZM154 153H153V154H154ZM167 153H168V152H167ZM174 153H175V152H174ZM174 153H173V155H175ZM178 153H179V152H178ZM178 153H176V154H178ZM182 153H183V152H182ZM182 153H180V155H181ZM215 153H216V152H215ZM217 153H219V152H217ZM243 153H244V152H243ZM263 153H264V152H263ZM67 154H70V153L67 152ZM98 154H99V152H98ZM110 154H111V153H110ZM135 154H137V153H135ZM140 154H141V153H140ZM153 154H152V156H153L152 159H153V160H154V159H157V158H154V155H153ZM156 154H157V155H156ZM184 154H186V153H184ZM184 154H183V155H184ZM197 154H199V153H197ZM212 154H214V153H212ZM226 154H227V153H226ZM228 154H234V153H231V152H230V153H228ZM70 155H71V154H70ZM70 155H69V156H70ZM74 155H75V154H74ZM112 155H113V153H112ZM142 155L144 156V153H143ZM142 155H141V157H143ZM165 155H166V154H165ZM165 155H164V158H167V157H168V154L166 155L167 157H166ZM173 155H172V157H173ZM202 155H201V156H202ZM244 155H245V153H244ZM117 156H118V155H117ZM139 156H140V155H139ZM139 156H137V157L139 158ZM145 156H146V155H145ZM145 156H144V157H145ZM149 156L151 157V155H149ZM149 156H147V157L149 158ZM175 156H177V155H175ZM198 156H199V155H197L196 157L199 158ZM203 156H202L201 158H206V157H203ZM213 156H214V155H213ZM215 156H216V158L214 159V161L216 160V164H217V163H223V162H222V161H223V158H222L220 155H218V154L216 155V154H215ZM229 156H230V155H229ZM233 156H234V155H233ZM235 156H236V155H235ZM245 156H246V155H245ZM247 156H248V154H247ZM247 156H246V157H247ZM251 156H252V155H251ZM114 157H115V156H114ZM133 157H134V156H133ZM162 157H163V155H162ZM180 157H181V156H180ZM192 157H193V156H192ZM211 157H212V155H211ZM230 157H231V156H230ZM230 157H228V158L230 159ZM238 157H239V155H238ZM69 158H70V157H69ZM69 158H68V159H69ZM116 158H117V157H116ZM148 158H147V161H151V160H148ZM169 158H170V156H169ZM177 158H178V157H177ZM197 158H196L195 161H197ZM207 158L204 160V161H206V163H207V161H208L207 164L210 163L209 165H211V163H214L213 165L216 166L215 162L213 161V158H210V159H212L213 162H209L210 159L208 158L209 160H207ZM248 158H249V157H248ZM255 158H256V157H255ZM132 159H133V158H132ZM144 159H145V162L148 163V162L146 161V158H144ZM144 159L141 158V161H142V160L144 161ZM150 159H151V158H150ZM171 159H174V158H171ZM175 159H176V158H175ZM192 159H193V158H192ZM232 159H233V158H232ZM238 159H239V158H238ZM240 159H241V158H240ZM256 159H257V158H256ZM114 160H115V159H114ZM124 160H125V158H124ZM133 160H134V159H133ZM139 160H140V159H139ZM193 160H194V159H193ZM199 160H200V158H199ZM199 160H198V162H200L199 164H203V163H202L203 160H202V161H199ZM224 160H226V159H224ZM234 160H237L236 157H234ZM242 160H243V158H242ZM249 160H251V163L254 162L253 158H251V159H249ZM252 160H253V162H252ZM258 160H260V159H257V161H258ZM125 161H126V160H125ZM227 161H229V160L227 159ZM227 161H226V163H230V162H232V161H230V162H227ZM261 161H262V159H261ZM1 162H2V161H1ZM134 162H136V160H135ZM138 162H140V161H138ZM138 162H137V163H138ZM192 162H194V161L191 160V163H192ZM235 162H236V161H235ZM240 162H242V161H240ZM240 162H239V163H240ZM244 162H245V160H243L242 163H244ZM258 162H259V161H258ZM2 163H3V162H2ZM71 163H73V162H71ZM140 163H141V162H140ZM204 163H205V162H204ZM246 163H247V162H246ZM249 163H250V162H249ZM251 163H250V164H251ZM195 164H196V162H195ZM199 164H198V165H199ZM223 164H224V163H223ZM223 164H222V165H221V164L219 165V166H221V167H219L220 170L222 169ZM230 164H231V163H230ZM244 164H245V163H244ZM72 165H73V164H72ZM91 165H92V164H91ZM143 165H144V163H143ZM147 165H148V164H146V165H144V166H147ZM209 165H208V166H209ZM213 165H212V167H213ZM217 165H218V164H217ZM224 165H225V164H224ZM227 165H228V164H227ZM234 165H237V163H235ZM239 165H240V164H239ZM242 165H243V164H242ZM254 165H255V164H254ZM193 166H196V165H193ZM200 166H201V165H200ZM205 166H206V164L204 165V167H205ZM215 166H214V167H215ZM225 166H226V165H225ZM225 166H224V167H225ZM237 166H238V165H237ZM240 166H241V165H240ZM251 166H252V165H251ZM251 166H250V167H251ZM73 167H74V165H73ZM198 167H199V166H198ZM198 167H195V168H198ZM202 167H203V166H201V168H202ZM216 167H217V166H216ZM228 167H229V166H228ZM228 167H227V168H228ZM235 167H236V166H235ZM235 167L232 168V169H234V170L236 171V168H235ZM70 168H71V167H70ZM77 168H78V167H76V170H77ZM186 168H187V166H186ZM195 168H194L193 171H195ZM199 168H200V167H199ZM205 168H206V167H205ZM207 168H208V167H207ZM209 168H211V167H209ZM225 168H226V167H225ZM225 168H223V169H225ZM241 168H242V170H243V167H242V166H241ZM241 168H238V169L240 170ZM254 168H255V167H254ZM258 168H259V167H258ZM187 169H188V168H187ZM202 169H203V172H204L205 169H204V168H202ZM216 169H218V168H216ZM238 169H237V170H238ZM252 169H253V168H252ZM255 169H256V168H255ZM260 169H261V168H260ZM184 170H185V167H184ZM188 170H189V169H188ZM190 170H191V169H190ZM190 170H189V171H190ZM225 170H226V169H225ZM225 170H224V171H225ZM242 170H240V171H242ZM244 170H246V172H247L246 167H245ZM66 171H68V170L66 169ZM73 171H75V169H72V172H71V173H74ZM180 171H181V170H180ZM185 171H187V170H185ZM189 171L186 172V175L189 174V173H188ZM196 171H197V170H196ZM196 171H195V172H196ZM198 171H200V170H198ZM198 171H197V173H198ZM207 171H208V169H207ZM209 171H212V169L209 170ZM214 171H215V169H214ZM214 171H213V172H214ZM217 171H218V170H217ZM227 171H228V170H226V172H227ZM251 171H252V170H251ZM254 171H255V174H256L257 170H254ZM261 171H264V168L261 169ZM0 172H1V171H0ZM68 172H69V171H68ZM82 172H83V171H82ZM201 172H202V170H201ZM203 172H202V173H203ZM218 172H219V171H218ZM229 172H230V171H229ZM246 172H245V173H246ZM4 173H5V170H4ZM179 173H180V172H179ZM184 173H185V172H184ZM199 173H200V172H199ZM223 173H224V172H223ZM242 173H244V172L242 171ZM252 173H254V172H252ZM257 173H258V172H257ZM182 174H183V173H182ZM200 174H201V173H200ZM200 174H199V175H200ZM205 174H206V173H205ZM208 174H210V173H208ZM229 174H230V173H229ZM233 174H234V173H233ZM247 174H248V173H247ZM250 174H251V172L248 174V175H249V179H246L247 181H248V180H251V181H252V179H256L255 177H253L255 174H253V175H251V176H250ZM258 174H259V173H258ZM260 174H261V172H260ZM179 175L182 176L181 174H179ZM203 175H204V173H203ZM203 175L201 174L202 177H203ZM206 175H207V174H206ZM210 175H211V174H210ZM212 175H213V174H212ZM241 175H242V174H241ZM184 176H185V175H184ZM187 176H188V175H187ZM187 176H186V177H187ZM218 176H220V175H218ZM233 176H235V175H233ZM233 176H231V177L233 178ZM236 176H237V175H236ZM236 176H235V177H236ZM243 176H245V175H243ZM255 176H256V175H255ZM262 176H264V175H261V176H260V180H263V181H264V177L261 179ZM177 177H178V176H177ZM186 177H183V176H182V178H186ZM204 177H206V176H204ZM211 177H212V176H211ZM221 177L225 179V177H223L222 175H221ZM221 177H220V178H221ZM229 177H230V176H229ZM251 177H253V178H251ZM257 177H258V176H257ZM0 178H2V177H0ZM3 178H4V177H3ZM174 178H176V176H175ZM179 178H181V177H178V180H179ZM182 178H181V180H183ZM194 178H195V177H194ZM197 178H198V177H197ZM215 178H216V177H215ZM215 178H213V179H215ZM222 178H221V179H222ZM247 178H248V176H247ZM166 179H167V178H166ZM166 179H165V180H166ZM195 179H196V178H195ZM208 179L213 180V179L210 178V177H209ZM221 179H220V180H221ZM237 179H238V177H237ZM242 179H243V178H242ZM258 179H259V178H258ZM169 180H170V179H169ZM169 180L167 181V183H168V182L171 183ZM173 180H174V179H173ZM184 180L186 181V179H184ZM184 180H183V181H184ZM202 180H203V178H202ZM211 180L209 181L210 183H211ZM215 180H218V179H215ZM215 180H214V181H215ZM235 180H236V179H235ZM174 181H175V183L178 182V181L176 182V179H175ZM183 181H182V182H183ZM185 181H184V182H185ZM214 181H213V182H214ZM93 182H94V181H93ZM192 182H193V181H192ZM198 182H199V181H198ZM219 182H220V181H219ZM248 182H249V181H248ZM214 183H218V181H217V182H214ZM221 183H222V182H221ZM250 183H251V182H250ZM254 183H256V182H254ZM171 184H172V183H171ZM173 184H174V182H173ZM186 184H187V182H186ZM190 184H191V183H190ZM197 184H198V183H197ZM257 184H258V183H257ZM262 184H263V183H262ZM184 185H185V184H184ZM184 185H183V189L185 188V186H188V185H185V186H184ZM194 185H196L195 182H194ZM200 185L203 186L202 184H200ZM205 185H206V184H205ZM222 185H223V183H222ZM224 185H225V184H224ZM243 185H244V184H243ZM246 185H247V184H246ZM5 186H6V185H5ZM158 186H159V185H158ZM158 186H157V187H158ZM206 186H207V185H206ZM213 186L215 187V185H213ZM218 186H219V185H218ZM254 186H255V184H254ZM6 187L8 188V186H6ZM170 187H171V186H170ZM176 187H177V186H175V188H176ZM188 187H189V186H188ZM190 187H192V186H190ZM190 187L188 188L189 191H190ZM197 187H198V186H197ZM197 187H196L195 189H197ZM204 187H205V186H204ZM204 187H203V188H204ZM214 187H212V188H214ZM220 187H221V186H219V187H217V188H220ZM228 187H229V186H228ZM238 187H239V186H238ZM250 187H251V186H250ZM0 188H1V187H0ZM2 188H3V187H2ZM171 188H172V187H171ZM210 188H211V187H210ZM239 188H240V187H239ZM172 189H173V188H172ZM177 189L179 190V187H178ZM186 189H187V188H186ZM205 189H206V188H205ZM214 189H215V188H214ZM229 189H231V188H229ZM235 189H236V188H235ZM256 189H258V188H256ZM1 190L3 191V189H1ZM155 190H156V192H157V189H155ZM161 190H162V189H161ZM164 190H168L167 192H170V191H173V192L175 191V192H176V190H171V189H170V191H169V188H168V189L165 188ZM164 190H163V191H164ZM184 190H185V189H184ZM216 190H217V189H216ZM236 190H238V189H236ZM236 190H235V191H236ZM4 191H5V190H4ZM159 191H160V190H159ZM163 191H160V193H162ZM179 191H180V190H179ZM179 191H177V192H179ZM181 191H182V188H181ZM200 191H201V192H202V191L204 192V189H203V190L200 189ZM224 191H225V190H223V191H221V192H224ZM238 191H239V190H238ZM244 191H245V190H244ZM249 191H250V188H249ZM252 191H253V190H252ZM252 191H251V192H252ZM259 191H260V190H258V192H256V193H259ZM263 191H264V190H263ZM7 192H10V191H7ZM175 192H174V193H175ZM177 192H176V193H177ZM218 192H219V191H218ZM230 192H232V191H230ZM233 192H234V189H233ZM246 192H247V191H246ZM251 192H249V193H251ZM2 193H3V192H2ZM164 193H165V192H164ZM170 193H171V192H170ZM179 193H180V192H179ZM181 193H182V192H181ZM189 193H191V192H189ZM194 193H195V192H194ZM198 193H199V191H198ZM254 193H255V192H254ZM263 193H264V192H263ZM152 194H154V193H152ZM155 194H157V193H155ZM158 194H159V193H158ZM177 194H178V193H177ZM177 194H175V195H177ZM204 194H205V193H204ZM204 194H202V195H204ZM207 194H208V193H207ZM207 194H206V195H207ZM252 194H253V193H252ZM0 195L3 196L2 194H0ZM160 195H162V194H160ZM166 195H169V193L166 194ZM171 195H172V193H171ZM189 195H191V194H189ZM196 195H197V194H196ZM202 195H200V196H201V197H204V198L207 197L206 195H204V196H202ZM209 195H210V194H209ZM1 196H0V197H1ZM4 196H5V194H4ZM11 196H12V195H11ZM178 196H180V194H179ZM185 196H186V195H185ZM192 196H193V192H192ZM194 196H195V195H194ZM205 196H206V197H205ZM221 196H222V195H221ZM243 196H244V194H243ZM254 196H256V195L254 194L253 197H254ZM9 197H10V196H9ZM9 197H8V198H9ZM155 197H156V196H155ZM158 197H159V195H158ZM158 197H156V198H158ZM161 197L163 198V196H161ZM161 197H160V199H161ZM164 197H165V196H164ZM166 197H167V200H171V199H168V196H166ZM166 197H165V198H166ZM196 197H197V196H196ZM223 197H224V195L222 196V198H223ZM227 197H228V198H227ZM227 197H226V199H230L229 196H227ZM236 197H237V196H236ZM236 197H235V193H234V199H235ZM244 197H245V196H244ZM247 197H248V195H247ZM257 197H259L258 194H257ZM257 197H256V198H257ZM260 197H261V195H260ZM3 198H4V197H3ZM171 198H172V197H171ZM179 198H180V197H179ZM183 198H184V197H183ZM185 198H186V197H185ZM190 198H191V197H189V200H188V201H190ZM262 198H264V197L262 196ZM262 198H261L260 201H262ZM175 199H176V198H175ZM181 199H182V197H181ZM194 199L197 200L198 198H197V199L194 198ZM207 199H209V198H207ZM218 199H219V198H218ZM220 199H221V198H220ZM224 199H225V198H224ZM240 199H241V198H240ZM240 199H239V200L237 199V200L239 201L238 203H239V204L241 203L240 206H239V204H237V205H238V207H237V209H236L237 212L235 211V208H234L235 213H234V212H231V213H234V216L236 215V213H238V215H240V214L242 213V210L245 209V207L247 206V204H246L247 201L245 200V202H244V201L242 202V201H240ZM246 199H247V198H246ZM258 199H259V198H258ZM9 200H10V199H9ZM130 200H131V199H130ZM164 200H165V199H164ZM164 200H163V202H162V200H161V202L164 203V204L167 203V201L165 202ZM198 200H199V199H198ZM198 200H197V201H198ZM202 200H203V199H202ZM214 200H217V199H214ZM214 200L212 201V203L214 202ZM252 200H253V199H252ZM256 200H257V199H255V201H256ZM263 200H264V199H263ZM10 201H11V200H10ZM153 201H154V200H153ZM175 201H176V200H174L173 202H175ZM177 201H178V202H181L180 199H178ZM182 201H183V200H182ZM207 201H208V200H207ZM249 201L251 202V200H249ZM257 201H258V200H257ZM7 202H8V200H7ZM130 202H131V201H130ZM171 202H172V200H171ZM173 202H172V203L169 202V203H167V204H169V205L171 204V206H172V205H173ZM185 202H186V201H185ZM194 202H196V201H194ZM194 202H193V203H194ZM222 202H224V201L222 200ZM232 202H233V201H232ZM236 202H237V201H236ZM135 203H136V202H135ZM135 203L132 202L131 204L134 205ZM175 203H176V202H175ZM197 203H198V202H197ZM209 203H210V202H209ZM216 203H217V202H216ZM226 203H227V202H226ZM243 203H244V204H243ZM253 203H254V202H253ZM0 204H2V203H0ZM127 204L129 205V203H127ZM131 204H130V205H131ZM186 204H187V203H186ZM186 204H184V205H186ZM218 204H220V203H218ZM255 204L258 205L257 203H255ZM263 204H264V201H263ZM263 204H262V205H263ZM128 205H127V207H128ZM136 205H137V203H136ZM191 205H197V204H191ZM237 205H236V206H237ZM259 205L261 206L260 202H259ZM138 206H139V205H138ZM171 206H170V207H171ZM231 206H232V205H231ZM236 206H235V207H236ZM248 206H250V205L248 204ZM252 206H253V205H252ZM122 207H124V206H122ZM125 207H126V206H125ZM125 207H124V208H125ZM135 207H137V206H135ZM135 207H134V208H135ZM184 207H187V206H184ZM184 207H182V208H184ZM194 207H195V206H194ZM124 208H123V210H124ZM134 208H132V209H134ZM137 208H138V207H137ZM137 208H136L135 211H137L138 213H140V212H139V209L137 210ZM164 208L168 209V205H167V207H166V205H165ZM178 208H179V207H178ZM189 208H190V207H189ZM246 208H247V207H246ZM251 208H252V207H251ZM255 208H256V207H255ZM258 208H260V207H258ZM187 209H188V208H187ZM229 209H230V208H229ZM253 209H254V208H253ZM168 210L170 211V209H168ZM183 210H185V209H183ZM183 210H181V211H183ZM245 210H246V209H245ZM251 210H252V209H251ZM126 211H127V210H126ZM218 211H220V210H218ZM249 211H250V210H249ZM252 211H253V210H252ZM260 211H261V210H260ZM137 212H136V213H137ZM171 212L173 213L172 210H171ZM171 212H170V213H171ZM228 212H229V211L227 210V213H228ZM132 213H133V212H132ZM179 213H180V212H179ZM254 213H255V212H254ZM260 213H261V212H260ZM134 214H135V213H134ZM146 214H147V213H146ZM224 215H225V214H224ZM228 215H229V214H228ZM228 215H227V216H228ZM238 215H236V216H238ZM139 216H140V215H139ZM146 216H147V215H146ZM175 216H176V215H175ZM211 216H212L211 218L213 219L214 216H213V215H211ZM230 216H232V215H230ZM257 216H258V215H257ZM257 216H254L253 218L256 219ZM140 217H141V216H140ZM140 217H139V218H140ZM218 217H220V216H218ZM175 218H176V217H175ZM206 218H207V217H206ZM206 218H205V219H206ZM209 218H210V217H209ZM209 218H207V219H209ZM234 218H235V217H234ZM262 218H264V217H262ZM201 219H202V218H201ZM216 219H217V218H216ZM220 219H221V218H220ZM220 219L218 218L219 221H221V222L224 221L223 218H222L221 220H220ZM229 219H230V218H229ZM260 219H261V218H260ZM141 220H142V219H141ZM210 220H211V219H210ZM218 220H214V219H213V221H215V223H216ZM239 220H240V219H239V217H238L237 219H235V220H233V221H239ZM241 220H242V219H241ZM241 220H240V221H241ZM89 221H90V220H89ZM143 221H144V220H143ZM206 221H207V220H206ZM208 221H209V220H208ZM228 221H229V220H228ZM256 221H258L259 223H261L259 220H256ZM97 222H98V221H97ZM97 222H96V223H97ZM203 222H204V221H203ZM241 222L243 223V221H241ZM258 222H257V223H258ZM263 222H264V221H263ZM75 223H77V222H75ZM107 223H108V222H107ZM109 223H110V222H109ZM207 223H208V222H207ZM207 223H206V224H207ZM227 223H228V222H227ZM242 223H241V224H242ZM257 223H256V224H257ZM201 224H202V226H203V223H201ZM210 224H211V223H209V228H210V227L212 228V226H211ZM212 224H214V223H212ZM216 224L218 225V223H216ZM220 224H221V223H220ZM234 224H235V223H234ZM236 224H237V223H236ZM75 225H76V224H75ZM237 225H238V224H237ZM244 225H245V224H244ZM249 225H250V224H249ZM252 225H255V224H252ZM259 225H260V224H259ZM204 226H205V225H204ZM222 226H223V228H224L225 225H223V223H222ZM227 226H228V225H227ZM231 226H232V225H231ZM233 226H234V225H233ZM241 226H243V225H241ZM257 226H258V225H257ZM80 227L82 228V226H80ZM206 227H207V226H206ZM216 227H217V226L215 225V226H214V229H215ZM218 227H219V226H218ZM261 227H262V226H261ZM263 227H264V225H263ZM228 228H229V227H228ZM255 228H256V226H255ZM225 229H227V228H225ZM230 229H231V228H230ZM230 229H228V230H226V231H229ZM232 229H233V228H232ZM249 229H250V228H249ZM249 229H248V230H249ZM258 229H259V228H258ZM261 229H262V230H261ZM261 229H260L261 231H264V228H261ZM217 230H219V229L217 228ZM222 230H223V229H222ZM240 230H241V229H240ZM260 230H259V231H260ZM13 231H14V230H13ZM83 231H84V230H83ZM120 231H121V230H120ZM220 231H221V230H220ZM250 231H251V229L249 230V232H250ZM18 232H20V231H18ZM34 232H36V231H34ZM38 232H39V231H38ZM241 232H242V231H241ZM249 232H248V235H249ZM255 232H257V231H255ZM2 233H3V232H2ZM40 233H41V232H40ZM77 233L79 234V232H77ZM80 233H81V232H80ZM84 233H85V232H84ZM258 233H259V232H258ZM3 234H4V233H3ZM17 234H18V233H17ZM25 234H26V232H25ZM25 234H23V235H25ZM34 234H35V233H34ZM36 234H37V233H36ZM36 234H35V235H36ZM38 234H39V233H38ZM38 234H37V235H38ZM71 234L73 235V233H71ZM75 234H76V233H74V235H75ZM82 234H83V233H82ZM246 234H247V233H246ZM35 235H34V236H35ZM37 235H36V237H37ZM255 235H256V233H255ZM255 235H254V236H255ZM257 235H258V234H257ZM41 236L43 237V235H41ZM75 236H76V235H75ZM79 236H80V235H79ZM237 236H238V235H237ZM244 236H245V235H244ZM1 237H2V236H1ZM12 237H13V236H12ZM20 237H21V236H20ZM73 238H74V237H73ZM255 238H257V237H255ZM2 239H3V238H2ZM14 239H15V238H14ZM14 239H13V240H14ZM22 239H23V237H22ZM36 239H37V238H36ZM38 239H39V238H38ZM47 239H48V238H47ZM50 239H51V238H50ZM245 239H246V238H245ZM247 239H248V238H247ZM248 240H249V239H248ZM263 240H264V239H263ZM22 241H23V240H22ZM38 241H39V240H38ZM250 241H251V240H250ZM250 241H249V242H250ZM2 242H3V241H2ZM8 242H9V241H8ZM33 242H35V243H33V244H36V241H35V240H34ZM15 243H16V242H15ZM38 243H39V242H38ZM51 243H52V242H51ZM82 243H83V242H82ZM250 243H251V242H250ZM46 244H47V243H46ZM46 244H45V245H46ZM1 245H2V244H1ZM1 245H0V246H1ZM8 245H10V244L8 243ZM63 245H64V243H63ZM70 245H71V244H70ZM256 245H257V244H256ZM25 246H26V245H25ZM81 246H82V245H81ZM254 246H255V245H254ZM263 246H264V244H263ZM63 247H64V246H63ZM65 247H66V246H65ZM67 247H69V245H68ZM9 248H10V247H9ZM9 248H8L7 250H9ZM44 248H45V247H44ZM61 248H62V246H61ZM40 249H42V248H40ZM45 249H46V248H45ZM73 249H74V248H73ZM251 249H252V248H251ZM260 249H261V248H260ZM23 250H25V249H23ZM26 250H27V249H26ZM68 250H69V249H68ZM7 252H8V251H7ZM48 252H49V251H48ZM69 252H70V251H69ZM15 253H16V252H15ZM15 253H14V254H15ZM64 253H65V252H64ZM67 253H68V252H67ZM19 254H20V253H19ZM260 254H262V253H260ZM28 255H29V254H28ZM44 255H46V254H44ZM0 256H1V255H0ZM259 256H261V255H259ZM1 257H2V256H1ZM6 257H8V256H6ZM12 257H13V256H12ZM4 258H5V257H4ZM4 258H3V259H4ZM60 258H61V257H60ZM62 258H63V257H62ZM62 258H61V260H62ZM0 259H1V258H0ZM14 259L17 260V258H14ZM14 259H13V260H14ZM18 259H19V257H18ZM30 259H31V258H30ZM39 259H41V258H39ZM67 259H68V258H67ZM67 259H66V260H67ZM69 259H70V258H69ZM72 259H73V258H71V260H72ZM97 259H98V258H97ZM16 260H14L13 262H15ZM245 260H247V259H245ZM245 260H244V261H245ZM253 260H254V259H253ZM5 261H6V260H5ZM5 261H4V262H5ZM8 261H9V260H8ZM20 261H21V260H20ZM20 261H19V262H20ZM27 261H28V260H27ZM255 261H256V260H255ZM0 262H2V264H4V263H3V260H2V261L0 260ZM9 262H10V261H9ZM46 262H47V260H46ZM49 262H50V261H49ZM61 262H62V261H61ZM197 262H198V261H197ZM258 262H259V261H258ZM16 263H17V262H16ZM74 263H75V262H74ZM74 263H73V264H74ZM81 263H82V262H81ZM246 263H247V262H246ZM0 264H1V263H0ZM7 264H9V263H7ZM18 264H19V263H18ZM46 264H47V263H46ZM52 264H53V262H52ZM55 264H56V263H55ZM69 264H70V263H69ZM79 264H80V263H79Z\"/></svg>",
	"mask_w": 264,
	"mask_h": 264
}]
</instances>
